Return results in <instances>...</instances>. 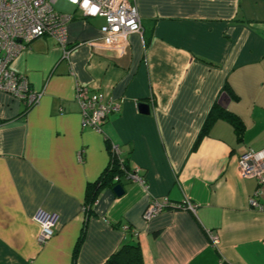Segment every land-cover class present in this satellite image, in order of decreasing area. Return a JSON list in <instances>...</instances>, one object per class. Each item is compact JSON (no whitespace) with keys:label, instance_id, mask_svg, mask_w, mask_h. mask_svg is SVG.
Returning a JSON list of instances; mask_svg holds the SVG:
<instances>
[{"label":"crops","instance_id":"obj_1","mask_svg":"<svg viewBox=\"0 0 264 264\" xmlns=\"http://www.w3.org/2000/svg\"><path fill=\"white\" fill-rule=\"evenodd\" d=\"M133 1L140 32L106 43L103 17L70 5L55 9L73 16L67 54L46 35L13 58L41 96L0 92V264H108L130 240L142 264H264V184L252 207L257 181L237 168L264 149V0ZM78 86L120 103L100 132L82 125ZM111 145L142 182L102 188L87 210ZM151 199L171 205L144 220ZM38 210L57 215L42 244Z\"/></svg>","mask_w":264,"mask_h":264},{"label":"built area","instance_id":"obj_2","mask_svg":"<svg viewBox=\"0 0 264 264\" xmlns=\"http://www.w3.org/2000/svg\"><path fill=\"white\" fill-rule=\"evenodd\" d=\"M54 0H0V92L8 93L26 105L35 104L41 91L32 89L25 76L16 73L11 62L34 38L52 36L68 53L67 23L72 19L71 14L56 11L52 7ZM74 6L83 17H103L104 23L100 28L103 40L110 43L113 39L126 36L129 33L142 30L137 6L133 0H65ZM75 98L80 105L82 125L100 132L106 116L118 111L120 103L104 98L99 93H86L81 86L76 87ZM112 155L122 161L120 151L116 145H111ZM237 168L240 177L254 178L257 188L249 204L261 208L258 201L260 185L264 184V149H248L238 156ZM125 177L142 182L137 173L125 172ZM171 204L151 199L143 211L144 220H150ZM178 207L192 205L188 200ZM38 224L36 241L40 244L48 240L53 234L57 222L55 213L38 210L34 216ZM212 244L217 237L210 234Z\"/></svg>","mask_w":264,"mask_h":264},{"label":"trees","instance_id":"obj_3","mask_svg":"<svg viewBox=\"0 0 264 264\" xmlns=\"http://www.w3.org/2000/svg\"><path fill=\"white\" fill-rule=\"evenodd\" d=\"M28 106V105H27ZM31 106V105H30ZM230 115V113H229ZM231 116V120L237 131L240 130L239 120L235 116ZM110 160L100 177L92 184L88 185L87 193L84 201V208L90 210L92 203L97 198L99 191L104 187H113L121 182V179L125 177V172H131L127 164L125 157L121 159L115 155H112L111 146ZM167 208V207H166ZM165 208V209H166ZM128 230V229H127ZM108 264H142V253L140 246L134 240L123 242L108 258Z\"/></svg>","mask_w":264,"mask_h":264},{"label":"water","instance_id":"obj_4","mask_svg":"<svg viewBox=\"0 0 264 264\" xmlns=\"http://www.w3.org/2000/svg\"><path fill=\"white\" fill-rule=\"evenodd\" d=\"M140 109L142 112L147 113L148 112V105L145 103H140ZM112 190L117 196L123 194V192H124V188H123L122 184H120V183L114 185L112 187Z\"/></svg>","mask_w":264,"mask_h":264},{"label":"rangeland","instance_id":"obj_5","mask_svg":"<svg viewBox=\"0 0 264 264\" xmlns=\"http://www.w3.org/2000/svg\"><path fill=\"white\" fill-rule=\"evenodd\" d=\"M71 4H69L68 2H66L65 0H59L57 4L53 5L54 9H61L64 10L66 8H69Z\"/></svg>","mask_w":264,"mask_h":264}]
</instances>
